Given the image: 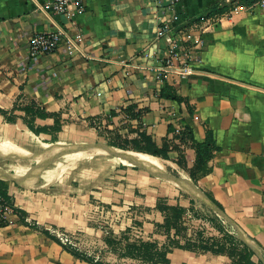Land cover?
<instances>
[{
    "label": "crops",
    "instance_id": "1",
    "mask_svg": "<svg viewBox=\"0 0 264 264\" xmlns=\"http://www.w3.org/2000/svg\"><path fill=\"white\" fill-rule=\"evenodd\" d=\"M48 1L0 0V145L5 147H0V168L12 175L0 179V187L21 213L46 229L82 227L85 222L75 213L90 198L129 202L144 236L164 245L169 233L160 229L166 215L158 204L179 205L185 217L231 220L253 243L239 234L238 239L264 264V10L254 6L258 0H179L171 8L169 0H83L84 11L71 19L54 12ZM216 4L228 10L210 14ZM163 23L174 31L160 36ZM60 28L82 36L83 54L70 57L61 48L32 59V37ZM175 29L190 36L184 46L193 52L195 72L186 77L171 72L161 81L157 67L170 54ZM166 85L180 101L161 96ZM27 108L48 117L32 120ZM30 120L46 130L35 133ZM56 120L60 131L53 129ZM187 127L198 142L212 135L218 146L197 182L188 170L197 152L184 133ZM142 131L172 148L168 159L156 156L166 164L165 174L179 185L194 184L227 218L131 158L92 153L81 160L106 156L115 166H90L80 177L67 170L50 178L51 170L39 172L26 163L40 158V169L60 152L91 144L135 151L110 142H129ZM45 148H51L47 155L42 154ZM22 151L30 158L21 159ZM124 231L114 229L119 235ZM169 257L168 264H233L227 255L180 248ZM0 264L95 263L67 250L41 226L22 220L0 229Z\"/></svg>",
    "mask_w": 264,
    "mask_h": 264
},
{
    "label": "rangeland",
    "instance_id": "2",
    "mask_svg": "<svg viewBox=\"0 0 264 264\" xmlns=\"http://www.w3.org/2000/svg\"><path fill=\"white\" fill-rule=\"evenodd\" d=\"M0 147L5 149V147H3L2 144L0 145ZM82 147L84 146L75 148L73 150L60 152L57 157L50 160L47 163V165H44V167L40 169H39L41 163L40 158L39 160L28 159L26 160L27 162L26 161L25 162L28 163L29 168L34 166V168L36 170H39V172H45L51 170L48 173L50 178L52 177L53 172H56V174L61 175L62 172H66L68 170V172H73L75 174V177H80L81 173L90 166L96 168L97 170H106V167L111 168L112 166H115V162L113 160L108 159L106 156L96 155L91 159L81 160L83 159L81 158V156H83V153L84 154L88 153V155L84 157V158H88L89 156H91L90 154L92 153H99L97 152V150H91V151L86 150V151H82V153L81 151H78L74 158L66 160L69 156L75 154L74 153L75 151H77ZM50 149L51 148L48 149L45 148L44 150H42V154L47 155ZM22 152L21 153L23 154V156H20L22 157L21 159H23L24 156L26 158H30L25 153L26 151H22ZM0 158H2L1 155ZM134 161L139 162L137 160ZM22 162H24V160L20 161L21 165H24V163L22 164ZM64 162H65V168L62 169L61 166L63 165ZM139 163L147 167L142 162ZM19 165L20 164H18L16 167H19ZM147 168L159 174L155 169H152L150 167ZM27 174H31V173L27 172ZM15 178L16 180L13 181L17 182L19 180L18 179L19 176H16ZM79 180L80 179H78L74 183L75 188H78V186L81 184L79 183L80 182ZM88 204L87 203L83 204V206L86 207L80 209L81 212L77 211L75 213L77 220L81 222H85V225L82 227L81 226L78 227L49 226V228L46 229L45 226H42L41 223L39 224L38 221H35L33 219H30V222L28 223L36 227L41 226L42 230L47 231L51 237L55 238L60 243L61 240L57 237V234L64 233L69 237L70 240L73 241V244L75 245L73 246L70 244L68 246H65L61 243L67 250L71 251L74 254L79 255V257L87 261L90 262L97 261L101 263L105 262L106 264H149L150 263L149 260L139 256L132 257L130 256L128 251L129 245L140 244L141 242L144 241L156 242L160 249H164L171 246L170 239L176 240L180 243L184 241L182 243L183 245H187V243L191 241L193 244L196 245V247L194 248L199 250L198 252L203 251L205 253L210 252L215 254L214 251L211 250H207V251L202 250L201 249L202 247L200 248V244L212 245L214 242L215 244H217L218 241L222 240L225 232L233 235L238 239V234H239L237 233L238 229L235 226H233L229 221H226L222 217L216 215L214 216L212 215L213 217H206L204 216V214H198L199 217L196 220V218L195 219L189 218L188 215L185 217V214H183L178 221L180 231L177 233L175 229H172L175 232L173 237L170 236V232H167L164 227L160 226V229L164 233L166 234L169 233L168 242H166V244L164 245L163 244L160 245L157 241L151 240L146 236H144L145 233L141 229L142 226L141 219L136 217L137 212L135 211L133 206L130 205L129 202L106 203L100 201L99 198L92 197L90 198ZM162 204L165 205V203ZM208 209L211 210L209 207ZM26 216L27 215H25V217ZM139 216H141L140 211H139ZM117 226L123 228L125 227V231L120 235L115 234L114 232V229ZM113 240L114 242L116 241V243L113 242L109 243L110 241ZM107 259H110L114 262H111L110 260Z\"/></svg>",
    "mask_w": 264,
    "mask_h": 264
},
{
    "label": "trees",
    "instance_id": "3",
    "mask_svg": "<svg viewBox=\"0 0 264 264\" xmlns=\"http://www.w3.org/2000/svg\"><path fill=\"white\" fill-rule=\"evenodd\" d=\"M246 2H253L254 0H245ZM228 10L227 5H219L216 4L212 7L210 10V14H216V13H223ZM161 96L166 99H172V100H178L180 101L181 98L175 93L172 86L166 85L161 92ZM132 108V107H131ZM130 108V110H131ZM27 113H30L32 115V120L36 117L39 118H46L48 117V114L42 112L39 109L35 108H27ZM29 127L31 130H33L35 133L39 134L42 131H45L46 128H35L32 121L28 122ZM55 131H60L61 128V122L60 120H56V126L53 128ZM187 135L190 136L194 140V145L197 152V159L196 163L192 168H188L190 175L192 179L197 182L198 175L202 171L205 164H207L211 158L213 157L215 151L218 150V146L213 138L212 135H208L207 139L204 142H198L194 135L193 131L190 127L186 128ZM112 145H116L118 147H121L123 149H131L135 151H141L145 152L154 156H160L165 159H168L170 157L169 152L171 151L170 145L167 143V141H164L162 145H159L151 135L147 134L146 132L142 131L139 133V137L136 139H133L129 142L118 144L116 142H110ZM180 165L187 167L184 163L183 159H179ZM0 193L3 194L5 197H10L7 195L6 189H3L0 187ZM212 198V197H211ZM213 199V198H212ZM11 200V199H10ZM214 200V199H213ZM215 201V200H214ZM215 203L222 208V206L215 201ZM158 208L162 210V212L165 213V223L161 225L165 228L167 232H170L172 229H175L178 233L180 231L178 221L184 214V208L179 205H163L158 204ZM47 234H49L46 231ZM217 241V240H216ZM171 246L160 249L156 242H141L140 244H131L128 246V251L130 256L132 257H143L150 261L149 264H160L170 263V257L169 254L175 249H187L193 252L198 253L199 250H197L196 245L193 244L191 241L187 243V245H183L182 243L170 239ZM111 243V241H110ZM199 246V245H198ZM202 247V248H201ZM200 248L202 250H211L214 251L215 254H226L232 259L233 264H261L260 261L254 260V252L246 246L244 243H242L239 239L234 237L233 235L225 232L222 240L218 241L217 244L215 242L212 245L208 244H200ZM204 248V249H203ZM77 255V254H76ZM79 256V255H78ZM93 262V261H92ZM95 264H104L103 262H93Z\"/></svg>",
    "mask_w": 264,
    "mask_h": 264
},
{
    "label": "built area",
    "instance_id": "4",
    "mask_svg": "<svg viewBox=\"0 0 264 264\" xmlns=\"http://www.w3.org/2000/svg\"><path fill=\"white\" fill-rule=\"evenodd\" d=\"M161 3V0H152ZM179 0H169L166 5L171 8L176 5ZM47 6L54 12L65 15L68 19L75 16L77 12H82L85 9L83 0H49ZM254 6H259L264 10V0H258ZM174 31V28L168 23H163L159 30L160 36H165ZM174 36L170 38V54L164 60L163 64L157 67L158 79L163 81L171 72H177L181 77L190 76L195 72L192 65L194 61L193 52L191 49L185 48L184 42L190 36H182L180 29ZM82 36L77 38L71 36L65 29H58L55 31L36 33L30 41V57L37 59L41 54L53 53L63 48L68 56L74 57L78 54H83L80 47ZM177 59H182L180 64H177ZM25 220L30 222V218L25 217L21 213V209L9 198L0 193V229L6 226L15 225L19 221ZM61 243L65 246L73 245V241L69 239L64 233L57 234Z\"/></svg>",
    "mask_w": 264,
    "mask_h": 264
},
{
    "label": "bare ground",
    "instance_id": "5",
    "mask_svg": "<svg viewBox=\"0 0 264 264\" xmlns=\"http://www.w3.org/2000/svg\"><path fill=\"white\" fill-rule=\"evenodd\" d=\"M86 150L87 151L97 150V152L103 153V154H106V155H112V156H117V157H126V158H131L133 160H137L139 162H142L147 167L155 169L160 174V176H162V177L166 178L167 180H169L170 184H172L173 186H176L178 188H181V189L185 190L192 197L202 201L205 205L210 207L214 212H219L218 209L214 205H212L210 203V201L203 195V193H201L198 190V188L196 186H194V184L193 185L192 184H190V185L184 184V186H183L182 184L179 185V183L177 181H176V183H174L173 182L174 180H172L170 178L171 176L169 177L170 174L169 175L165 174L164 170L166 169V164L164 163V161L161 158H158V157H156L154 155L143 153L141 151H125V150H119L117 148H113V147H110V146H107V145H104V144H99V145H95V146L82 147V148L78 149L77 151H75L74 152L75 154H72L66 160L74 158L78 151H81V153H82V151H86ZM86 155H88V153L87 154L83 153V156H81V158H84ZM123 161H125V160H123ZM65 162L61 166L62 169L65 168ZM10 177H11V175L8 172H6L3 169H0V178H2L4 180H9ZM219 214L221 216L225 217L223 213L219 212ZM238 233H239V236H240L241 239L249 242L250 244L253 243V242L251 243L247 239L246 235L243 232H241V230L238 229Z\"/></svg>",
    "mask_w": 264,
    "mask_h": 264
},
{
    "label": "water",
    "instance_id": "6",
    "mask_svg": "<svg viewBox=\"0 0 264 264\" xmlns=\"http://www.w3.org/2000/svg\"><path fill=\"white\" fill-rule=\"evenodd\" d=\"M79 145H81V144H79ZM91 145H94V144H91ZM71 146H77V145H71ZM71 146H66V147H71ZM66 147H64V148H66ZM225 218H227V217H225ZM229 222H231V220Z\"/></svg>",
    "mask_w": 264,
    "mask_h": 264
}]
</instances>
